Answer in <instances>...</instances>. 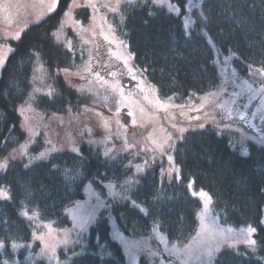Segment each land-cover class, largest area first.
Wrapping results in <instances>:
<instances>
[{
    "label": "trees",
    "instance_id": "1",
    "mask_svg": "<svg viewBox=\"0 0 264 264\" xmlns=\"http://www.w3.org/2000/svg\"><path fill=\"white\" fill-rule=\"evenodd\" d=\"M69 2L57 0L52 14L28 27L1 70L0 162L25 139L16 110L33 91L34 64L44 66L47 78L41 82L47 85L46 91L52 90L51 97L36 95L34 109L45 116L68 115L79 109L76 90L54 74L57 69H74L79 60L76 52L55 43L51 36ZM120 12L117 33L135 68L159 98L183 102L215 89L219 77L213 49L232 55L241 76L248 75L249 67L264 72V0H201L202 17L196 16L187 32L179 15L150 0L122 5ZM74 15L81 23L88 21L87 9ZM230 136L211 127L187 132L173 149L179 177L161 178L158 164L140 174L130 197L144 212L128 201L110 204L88 227L80 252L69 264H127L121 247L110 237L107 215L129 237L147 235L157 227L171 243L189 239L197 228L200 207L188 192L189 181L211 196V211L220 223L256 229L254 253L227 247L216 254L212 264H264V146L249 142L247 153L242 154L230 147ZM41 142L38 137L28 151L40 149ZM80 151V155L58 152L27 167L23 161H12L0 171V188L10 197L0 199V264L11 257V244L30 240L31 225L21 216V209L63 229L70 224L67 209L83 197L85 183L104 196L100 183L128 173L121 159L107 160L99 149L86 144L80 145ZM64 170L77 172L78 178L70 180Z\"/></svg>",
    "mask_w": 264,
    "mask_h": 264
},
{
    "label": "rangeland",
    "instance_id": "2",
    "mask_svg": "<svg viewBox=\"0 0 264 264\" xmlns=\"http://www.w3.org/2000/svg\"><path fill=\"white\" fill-rule=\"evenodd\" d=\"M125 4H129L128 0H70L51 36L55 43L76 52L79 60L74 69H57L54 74L76 90L79 109L68 115L50 116L35 110L32 101L36 95H47L49 91L41 82L46 80L47 71L44 66L34 64L33 91L16 110L25 139L0 163L23 161L28 166L58 152L80 155V145L86 144L99 149L107 160L125 161L123 171L128 173L100 183L104 196L93 185L85 183L83 197L67 209L70 224L63 229L21 209V216L31 225V237L29 241L11 244V257L3 259V264H37L41 261L69 264L80 252L81 239L88 227L103 209H109L110 204L128 201L144 212L145 209L130 197L139 175L158 164L161 178H178L180 172L173 160V149L187 132L199 129L200 125H203L200 128L211 127L220 134L232 135L230 147L242 154L247 153L245 145L249 142L264 146V72L249 67L248 75L241 76L234 68L232 55H223L213 49L219 77L215 89L183 102L159 98L141 71L135 68L127 45L117 33L115 26L122 21L120 7ZM156 5L179 15L186 32L196 16L202 17L201 0H164L162 5ZM56 7L57 0H0V60L3 61L0 74L21 34L52 14ZM82 8L88 10V21L83 23L74 15ZM126 77L136 82L133 88L122 86V79ZM124 113L129 116L128 124L121 121ZM253 116L260 120L263 126L260 130L253 125ZM38 137L42 147L29 152V146ZM42 152L46 153L45 158L38 159ZM64 174L70 180L78 178L74 171L64 170ZM187 189L199 201L200 207L197 228L183 242L167 241L157 227L139 237L123 235L113 218L107 215L110 237L121 247L127 264H212L216 254L229 244L234 246L229 248L255 252L256 244L248 243L255 240V232L251 235L247 232L251 226L220 223L211 211V204L207 213L204 212L206 201L200 193L207 192L195 189L190 181ZM202 218L208 225L207 231L202 230ZM215 229L225 230V236ZM227 229L232 231L227 232ZM217 247L218 252L213 251L211 257L206 255Z\"/></svg>",
    "mask_w": 264,
    "mask_h": 264
},
{
    "label": "snow or ice",
    "instance_id": "3",
    "mask_svg": "<svg viewBox=\"0 0 264 264\" xmlns=\"http://www.w3.org/2000/svg\"><path fill=\"white\" fill-rule=\"evenodd\" d=\"M128 2L129 3H132L133 2V0H128ZM152 2L154 3V4H160V5H162L163 3H164V0H152ZM51 10V9H50ZM207 18L205 17V20H206ZM17 39L19 38V34L17 35V37H16ZM57 38H59V37H57ZM106 39H107V37H106ZM11 50V49H10ZM2 60H0V64H2ZM47 95L49 96V97H51L52 96V90H50L48 93H47ZM30 99H31V97H30ZM27 103V102H26ZM200 127H203V125H200ZM184 130L183 129H181V132H183ZM45 156H46V153H44V152H42V153H40V156L39 157H37L38 159L39 158H45ZM169 159H171V157L169 158ZM26 167H27V165H26ZM7 168V163L5 162V163H0V170H3V169H6ZM200 195H201V197H203V198H205V204H204V212L205 213H207V211L209 210V205L212 203V198H211V196H209L207 193H205V192H201L200 193ZM10 197L8 196V193H7V190L6 189H3V188H0V199H9ZM24 215H27V213H23ZM29 218H31V217H29ZM201 223H202V230H204V231H207L208 230V225L206 224V223H204V221H203V218H202V221H201ZM216 231H218L219 233H220V235L221 236H225V230H221V229H215ZM227 232H231L232 231V229H227L226 230ZM256 231V229L255 228H252V227H249L248 229H247V232H248V234L249 235H251L252 233H254ZM225 242H227V239L225 238ZM248 243L250 244V245H255L256 244V241L255 240H249L248 241ZM229 247H234L233 245H231V244H229L228 245ZM13 247H17V245H13ZM220 249H219V247H217V248H215L214 250H209L207 253H206V255H208L209 257H211L212 256V253H213V251H216V252H218ZM238 254V253H237Z\"/></svg>",
    "mask_w": 264,
    "mask_h": 264
},
{
    "label": "water",
    "instance_id": "4",
    "mask_svg": "<svg viewBox=\"0 0 264 264\" xmlns=\"http://www.w3.org/2000/svg\"><path fill=\"white\" fill-rule=\"evenodd\" d=\"M135 85H136V82L131 80V79H129V78H127V77L122 79V86L124 87V89L133 88ZM124 111H126V110H124ZM128 119H129V116L126 113H124L122 115V120L121 121L124 124H128L129 123Z\"/></svg>",
    "mask_w": 264,
    "mask_h": 264
},
{
    "label": "flooded vegetation",
    "instance_id": "5",
    "mask_svg": "<svg viewBox=\"0 0 264 264\" xmlns=\"http://www.w3.org/2000/svg\"><path fill=\"white\" fill-rule=\"evenodd\" d=\"M244 112H246V111H244ZM252 123H253V125H255L256 129H259V130H260V129L263 127V126L261 125L260 120H259L257 117H254V116H253Z\"/></svg>",
    "mask_w": 264,
    "mask_h": 264
}]
</instances>
